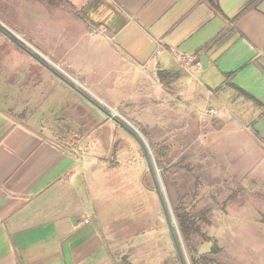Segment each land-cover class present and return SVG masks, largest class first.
Returning <instances> with one entry per match:
<instances>
[{
  "label": "crops",
  "instance_id": "1",
  "mask_svg": "<svg viewBox=\"0 0 264 264\" xmlns=\"http://www.w3.org/2000/svg\"><path fill=\"white\" fill-rule=\"evenodd\" d=\"M0 27L152 144L201 143L210 172L264 185V0H0ZM0 63L39 96L0 105V264H119L152 231L138 142L1 32ZM262 234L230 264H264Z\"/></svg>",
  "mask_w": 264,
  "mask_h": 264
},
{
  "label": "rangeland",
  "instance_id": "2",
  "mask_svg": "<svg viewBox=\"0 0 264 264\" xmlns=\"http://www.w3.org/2000/svg\"><path fill=\"white\" fill-rule=\"evenodd\" d=\"M30 58L35 60L32 56ZM5 66H10L9 69L15 70L38 68L22 63L16 53H13L9 65L5 63ZM40 66L42 65L40 64ZM6 70H8L6 67H2L0 70L1 108L24 117L27 115L25 110L32 112V108L37 107L39 96L36 94L35 97H31L29 91L23 92L20 88L22 84L17 89L12 86V88L7 87L6 82L9 81L12 74L6 75ZM140 131L144 136L146 135L145 131ZM140 131L138 130V134L146 142L156 181L164 198L184 264H191L189 249L214 259V255L208 252L214 246L213 244L221 250L216 256L219 264H230L237 259L246 261L253 258L257 260L258 256L255 254L257 251L253 249L254 247L242 250L241 246L243 243L257 242L259 240L257 237L263 235L264 217L262 218L258 214L264 212V185L257 183L249 186L248 177L244 179L245 181L240 180L239 183L236 178L230 177V173L227 171L213 174L202 157V148L198 146L201 143H179L175 144L173 152L164 151V145L152 144L150 138L147 135L143 137ZM135 141L137 143V140ZM121 145L122 143L116 144V149H120ZM157 146L159 151L164 152L160 154V157L156 154ZM157 157L159 158L158 162ZM259 177L264 180V172ZM147 185L150 190V207L153 212L152 231L129 244L125 247V251L122 250L116 258L119 264H181L174 241H172L170 228L164 220L163 212H160L159 199L154 193L150 175L147 177ZM138 196L136 195L137 199ZM240 196L243 198L242 202H239ZM146 200L148 197L145 202ZM146 205L147 203H145V208ZM178 206L186 211L190 220L194 221L195 227L191 231L189 249L183 241L176 223L174 210ZM231 213L235 214V217L237 216L236 219L230 218ZM239 214L242 215V218L239 217ZM259 227L262 228L260 235L256 233V229ZM242 230L244 232H241ZM242 262L244 263V261Z\"/></svg>",
  "mask_w": 264,
  "mask_h": 264
},
{
  "label": "water",
  "instance_id": "3",
  "mask_svg": "<svg viewBox=\"0 0 264 264\" xmlns=\"http://www.w3.org/2000/svg\"><path fill=\"white\" fill-rule=\"evenodd\" d=\"M0 32L2 34H4L5 37H7V38L9 37L10 40L13 43H15L19 48H21L22 50L27 52L30 56H32L38 62V64L40 63L42 66L46 67L49 71H51L53 74H55L58 78H60L62 81L66 82L68 85H70L80 95H82L83 97L85 96L96 108L101 109L107 115V117H109L116 124H119L126 132L131 134L137 140V142H138V144H139V146L141 148V151L144 154L146 167L148 168L151 180H152L153 185H154V193L156 194V196L159 199L160 212H163L164 220L166 221L167 226H169V228H170L172 241H174V245H175V249H176L177 255L180 258V263L184 264V261L182 259L181 253H180L178 241H176V238H175L173 230H172V226H171V223H170L168 212L166 210L164 198L162 197V193H161V190L159 188L158 182L156 181L154 167H152L151 159H150L149 153L147 152V148H146V145H145L143 139L140 138V136L128 124L124 123L115 114L112 115L111 112L108 109H105L100 104H98L96 101H94L92 98H90L88 95H86L85 93L80 91L70 80L65 79L59 72H57L55 69H53L51 66H49L47 64V62L43 58H41L39 55H36L34 52H31L29 49H27L24 46V44H22L16 37L11 35L9 32H6L1 27H0Z\"/></svg>",
  "mask_w": 264,
  "mask_h": 264
},
{
  "label": "trees",
  "instance_id": "4",
  "mask_svg": "<svg viewBox=\"0 0 264 264\" xmlns=\"http://www.w3.org/2000/svg\"><path fill=\"white\" fill-rule=\"evenodd\" d=\"M10 112V110H7ZM181 206V205H180ZM176 223L179 226L181 236L183 241H185L187 248L190 247V237L192 235V228L194 226V221L189 219V215L179 206L174 210ZM195 230V229H194ZM189 249V248H188ZM189 254L191 256V264H210L213 260L206 255L199 254L194 252L192 249H189Z\"/></svg>",
  "mask_w": 264,
  "mask_h": 264
},
{
  "label": "built area",
  "instance_id": "5",
  "mask_svg": "<svg viewBox=\"0 0 264 264\" xmlns=\"http://www.w3.org/2000/svg\"><path fill=\"white\" fill-rule=\"evenodd\" d=\"M172 51H174L173 48L171 49V52ZM177 54L180 57L179 59H180L181 63H183L186 68L191 67L194 64V62H193L194 58L193 57L186 55V54H183V53H177Z\"/></svg>",
  "mask_w": 264,
  "mask_h": 264
}]
</instances>
